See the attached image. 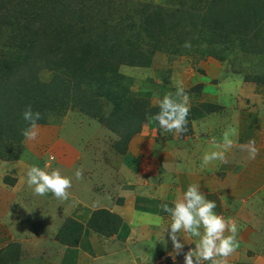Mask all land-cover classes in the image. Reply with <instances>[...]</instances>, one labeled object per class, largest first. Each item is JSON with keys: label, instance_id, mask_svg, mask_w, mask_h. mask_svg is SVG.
<instances>
[{"label": "rangeland", "instance_id": "obj_1", "mask_svg": "<svg viewBox=\"0 0 264 264\" xmlns=\"http://www.w3.org/2000/svg\"><path fill=\"white\" fill-rule=\"evenodd\" d=\"M44 1L36 7L34 0H26L27 5L19 8L18 0H0V58L14 52L12 43L23 25L35 29L41 18L55 31L57 0ZM211 1L72 0L77 10L83 7L104 17L113 36L142 44L143 65L120 64V77L109 90L131 101V111H124L131 115L111 121L113 103L101 94L108 85L104 84L90 90L95 104L83 102L85 94L65 107L56 104L38 124L37 138H23L19 157L0 158V264H63L57 257L61 249L75 250L72 259L77 264H99L103 259L112 264H160L162 258L166 264H184L183 254L172 258L175 253L166 232L170 215L161 205L174 206L190 184L216 202L217 214L238 224L239 248L227 264H264V30L256 28L255 37L244 42L229 41L222 32L212 31L218 14ZM230 5L233 9L237 2ZM166 14L169 23L180 24L176 30L168 27L165 36L158 33L154 45L159 49L150 55L145 38L137 36L139 24L142 27L147 20L155 27ZM49 16L55 18L47 21ZM259 24L264 26V18ZM51 29L38 31L36 41L43 50L33 59L40 63L38 80L54 81L46 90L57 95V76L63 81L69 75H57V33ZM185 41H191L190 50L182 47ZM177 86L189 98L186 131L166 132L146 119L141 130L127 138L128 120L139 113L135 102L159 106ZM226 132L230 145L225 143ZM249 141H255L254 146ZM212 152L222 153L224 159L202 166V157ZM45 164L49 165L45 170L59 169L71 178L68 200H57L51 193L36 196L27 186L28 168L44 169ZM77 168L83 171L79 180ZM99 209L120 217L116 233L105 236L90 227V217ZM68 218L83 225L75 247L57 240ZM74 236L69 234V239L74 241ZM179 236L184 252L195 247L197 238L183 231Z\"/></svg>", "mask_w": 264, "mask_h": 264}, {"label": "trees", "instance_id": "obj_2", "mask_svg": "<svg viewBox=\"0 0 264 264\" xmlns=\"http://www.w3.org/2000/svg\"><path fill=\"white\" fill-rule=\"evenodd\" d=\"M34 1L32 4L36 7L45 4L44 0ZM232 1L237 2V6L233 9L230 8L232 5L228 6ZM53 3L57 7V11L53 13L55 16L57 15L55 31L50 28L49 24L43 23L41 18L37 20L39 26L35 29L33 25H23L24 27L21 26L20 28L19 39L12 43L14 52L0 58L1 159L19 157L17 150L21 149L24 138L21 135V130L28 126L21 114L29 105H31L33 111L41 113L42 119L37 122L41 124L45 122L43 116L46 115L47 111L54 109L56 104L57 107H65V104L68 101H74L76 96L81 98L80 96L85 94L86 96L83 99L81 98L82 101L87 102V104H95L90 97V90L108 84L104 86L105 89H101V94L113 103V108L108 117L111 121L116 122L119 118L127 120L125 116L130 117L131 115L124 114L125 110L127 112L131 111V101H128L123 94H112L109 90L113 86V81L120 77L117 73L120 64L143 65L144 55L142 51L144 49L141 48L142 44L133 42L129 38L113 36L111 30H108L110 29L108 28L110 27L109 22L104 20V17L98 16L99 13L96 12L97 15H94L96 18H94L83 7L77 10L72 6V0H57ZM263 4V0H255L254 2L253 0H212L210 6L213 10H217L214 13L218 14L215 15L216 20L212 31L222 32L230 38L229 41L231 42L237 38L242 42L254 38L256 28L259 32L264 30V26L259 24L260 18H264ZM26 5V0H18L17 7L22 8ZM247 8H250V11ZM166 15L168 16L161 18L160 25L155 23V27L148 26L149 21L147 20H143L146 24L142 27L139 24L140 28L137 36L141 39L145 38V43L149 46V49L147 48L149 51L146 50L145 52L150 55L159 49L157 45H154L155 43L158 44V33L165 36L168 27L172 26L173 29H177L178 24H180L178 21L169 23L170 15ZM52 17L54 16H49L47 21H51ZM49 29L52 30V33H57V75H69L68 79L63 81L58 79L57 76V95L56 91L51 93L46 90L54 81L44 84L38 80L37 72L40 69V63L33 59L39 56L43 50L42 43L36 41L38 31L46 32ZM107 32H110L112 36L108 37ZM29 38H31V41L28 40ZM74 39H76V43ZM81 41H83L84 46ZM76 44H78L77 47ZM30 66H35L36 69ZM69 78L75 80L70 81ZM134 105L138 108L139 113L136 116L132 115L131 119L128 120L130 123L127 128H131L127 133V138L138 133L146 119L159 111V106L148 107V104L141 101L135 102ZM131 123H133L132 126ZM110 128H113L112 130L117 134L120 131L114 127ZM88 223L93 230L105 236H110L118 231L121 219L109 211L99 209L92 213ZM82 230L83 225L81 223L68 218L58 231L57 240L66 246L75 247ZM69 234H72V236L75 234L74 241L73 237L69 239Z\"/></svg>", "mask_w": 264, "mask_h": 264}, {"label": "clouds", "instance_id": "obj_3", "mask_svg": "<svg viewBox=\"0 0 264 264\" xmlns=\"http://www.w3.org/2000/svg\"><path fill=\"white\" fill-rule=\"evenodd\" d=\"M182 47L190 50L191 41H185ZM189 112L188 95L182 87L177 86L175 93L164 95L159 102V111L149 116L148 119L155 121L158 128L163 131L182 134L187 128ZM21 115L28 125L21 130V135L26 140H35L39 134L37 122L42 119L41 113L33 111L29 105ZM228 136L229 133L226 132L224 137L226 145L231 144ZM249 144L254 146L255 141H249ZM217 159L223 160V154L206 153L202 157V166ZM47 168H49L48 164H45L44 169L37 165L30 166L26 172L27 186L36 196L44 197L51 193L57 200H68L69 189L72 187L71 178L63 176L59 169L47 171L45 170ZM75 178L78 180L83 178L81 168L76 169ZM216 207V202L208 200L195 184L187 187L182 199L174 202V206L161 205L162 210L170 215L171 223L166 232L173 245L172 253H175V256L172 258L174 261L176 256L183 254L184 264H206V262L207 264H227L228 257L239 248L237 240L239 227L233 218H225L217 214L214 211ZM181 231L189 237L197 238L195 247L189 248L187 252L183 251L185 243L181 242L182 239L179 236Z\"/></svg>", "mask_w": 264, "mask_h": 264}, {"label": "crops", "instance_id": "obj_4", "mask_svg": "<svg viewBox=\"0 0 264 264\" xmlns=\"http://www.w3.org/2000/svg\"><path fill=\"white\" fill-rule=\"evenodd\" d=\"M73 254L75 255L76 252H75V250L73 251L72 249H70V250L61 249L60 251L57 250V257L59 259L62 258V260H64L63 264H77V261L72 259ZM60 264H62V263H60ZM93 264H97V263H93ZM99 264H112V263H111V261L109 262V260H107V259H103L100 261Z\"/></svg>", "mask_w": 264, "mask_h": 264}, {"label": "built area", "instance_id": "obj_5", "mask_svg": "<svg viewBox=\"0 0 264 264\" xmlns=\"http://www.w3.org/2000/svg\"><path fill=\"white\" fill-rule=\"evenodd\" d=\"M164 261V258L161 259V261L159 262L160 264H166L163 262Z\"/></svg>", "mask_w": 264, "mask_h": 264}]
</instances>
